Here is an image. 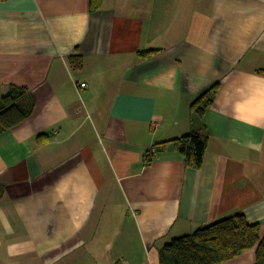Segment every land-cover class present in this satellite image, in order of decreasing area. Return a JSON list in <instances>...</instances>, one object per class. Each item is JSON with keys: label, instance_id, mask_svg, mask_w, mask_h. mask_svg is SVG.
Masks as SVG:
<instances>
[{"label": "crops", "instance_id": "0c3cea01", "mask_svg": "<svg viewBox=\"0 0 264 264\" xmlns=\"http://www.w3.org/2000/svg\"><path fill=\"white\" fill-rule=\"evenodd\" d=\"M90 1L0 0V83L35 103L0 134V264H160L236 214L264 227V0ZM192 131L199 170L169 143Z\"/></svg>", "mask_w": 264, "mask_h": 264}, {"label": "trees", "instance_id": "16d2710c", "mask_svg": "<svg viewBox=\"0 0 264 264\" xmlns=\"http://www.w3.org/2000/svg\"><path fill=\"white\" fill-rule=\"evenodd\" d=\"M100 0H91L97 5ZM151 51L140 53L150 55ZM144 58V57H143ZM81 57H70L72 66L79 67ZM219 89L214 84L202 93L192 104L191 109L198 117L212 106ZM34 100L26 87L0 83V134L20 126L34 110ZM47 134L36 137L42 143ZM208 135L192 131L170 141L180 153L188 168L199 170L203 164ZM254 250L255 263L264 264V227L250 225L244 215L236 214L203 227L193 234L172 239L159 250L160 264H220L232 260L243 252Z\"/></svg>", "mask_w": 264, "mask_h": 264}, {"label": "built area", "instance_id": "2783aa9c", "mask_svg": "<svg viewBox=\"0 0 264 264\" xmlns=\"http://www.w3.org/2000/svg\"><path fill=\"white\" fill-rule=\"evenodd\" d=\"M85 87V84H80V88H84ZM155 152V149H152L151 151H150V153H154Z\"/></svg>", "mask_w": 264, "mask_h": 264}, {"label": "rangeland", "instance_id": "374dc122", "mask_svg": "<svg viewBox=\"0 0 264 264\" xmlns=\"http://www.w3.org/2000/svg\"><path fill=\"white\" fill-rule=\"evenodd\" d=\"M117 205V204H116ZM118 206V205H117ZM117 206H114V207H117Z\"/></svg>", "mask_w": 264, "mask_h": 264}]
</instances>
